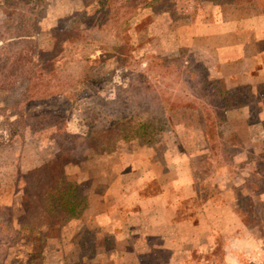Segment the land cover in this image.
Masks as SVG:
<instances>
[{
    "label": "rangeland",
    "instance_id": "obj_1",
    "mask_svg": "<svg viewBox=\"0 0 264 264\" xmlns=\"http://www.w3.org/2000/svg\"><path fill=\"white\" fill-rule=\"evenodd\" d=\"M186 1L32 0L18 6L0 0V197L16 186L15 206L0 207V264H61L92 254L96 228L83 225L70 249L66 216L73 205L81 215L93 181L68 180L65 166L91 168L96 179L103 163L118 161L103 162L104 154L149 144L159 153L162 138L198 120L216 136L213 124L221 116L210 107H228L239 95H214L218 86L204 81L209 71L194 59L209 54L177 47L186 22L182 5L198 21L220 9L250 16L264 0ZM195 165L202 169L199 179L216 169L215 159ZM248 165L253 173L231 190L230 220L217 222L221 232L206 261L264 264V163ZM208 182L217 194L218 184ZM237 225L255 238L257 250H232V260L226 249L244 248L227 237ZM104 241L109 249L111 241Z\"/></svg>",
    "mask_w": 264,
    "mask_h": 264
},
{
    "label": "crops",
    "instance_id": "obj_2",
    "mask_svg": "<svg viewBox=\"0 0 264 264\" xmlns=\"http://www.w3.org/2000/svg\"><path fill=\"white\" fill-rule=\"evenodd\" d=\"M256 7L250 16L233 14V10L223 14L220 9L195 21L182 5L186 22L175 37L177 47L209 54L210 58H194L209 71L204 81L218 86L217 97L239 95L238 101L228 107L208 105L221 116L213 124L215 137L198 120V126L191 127L197 132L181 124L180 132L162 138L157 143L162 144L159 153L157 145L149 144L104 154L103 162L115 157L118 161L107 167L103 163L96 179L91 177V168L65 166L68 180L76 184L93 181L81 215L75 213L66 222L69 247L76 248L80 229L90 224L96 228L97 245L90 256L61 264H215L206 259L212 257L221 232L217 222L231 212V190L238 191L250 179V160L264 163V6ZM207 159H215L216 169L199 179L197 170L202 169L195 163ZM209 180L218 184L217 194H211ZM259 180L264 183V177ZM15 188L12 185V191L2 193L0 207L15 206ZM233 228L227 237L240 240L244 248L226 249L227 256L233 260V251L249 255L257 250L255 238L238 225ZM104 239L111 241L109 249ZM161 253L166 257L160 261Z\"/></svg>",
    "mask_w": 264,
    "mask_h": 264
},
{
    "label": "trees",
    "instance_id": "obj_3",
    "mask_svg": "<svg viewBox=\"0 0 264 264\" xmlns=\"http://www.w3.org/2000/svg\"><path fill=\"white\" fill-rule=\"evenodd\" d=\"M35 1H37V2H40V0H35ZM32 2V0H17V2H15L14 4H16V5H22V6H26V5H28V4H30ZM48 193H50V192H53V188H51L50 190H48L47 191ZM71 205V204H70ZM72 206V205H71ZM71 209H69L68 210V213H67V218H70V217H72L73 215H75V212H74V210H75V206L73 205V209H72V207H70Z\"/></svg>",
    "mask_w": 264,
    "mask_h": 264
}]
</instances>
